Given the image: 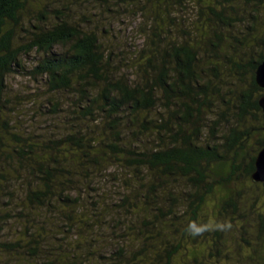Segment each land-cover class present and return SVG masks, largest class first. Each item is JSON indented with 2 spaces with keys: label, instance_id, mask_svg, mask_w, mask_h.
Here are the masks:
<instances>
[{
  "label": "trees",
  "instance_id": "obj_1",
  "mask_svg": "<svg viewBox=\"0 0 264 264\" xmlns=\"http://www.w3.org/2000/svg\"><path fill=\"white\" fill-rule=\"evenodd\" d=\"M86 5L102 15L141 14L147 46L136 79L115 67L105 25L90 31L88 16L72 19V7ZM57 46L67 49L56 53ZM33 51L43 57L27 72L23 57ZM263 62L264 0H0V127L10 126V74L46 77L50 91L76 101L71 132L62 137L30 141L7 130L15 139L7 143L0 133V185L9 205L10 183L25 189L12 208L20 220L10 210L0 215L3 225L20 222L11 237L0 226V264H91V241L111 228L135 231L137 241L104 264H173L176 243L198 245L207 236L220 256L226 234L208 229L214 211L232 228L256 219L263 234L264 183L253 178L264 149ZM6 164L9 176L1 172ZM117 164L140 172L138 186L111 203L105 220L76 219L83 205L76 193ZM134 207L141 216L126 229L121 219ZM45 212L56 218L42 222ZM263 249L256 244L253 252Z\"/></svg>",
  "mask_w": 264,
  "mask_h": 264
},
{
  "label": "rangeland",
  "instance_id": "obj_2",
  "mask_svg": "<svg viewBox=\"0 0 264 264\" xmlns=\"http://www.w3.org/2000/svg\"><path fill=\"white\" fill-rule=\"evenodd\" d=\"M35 1L37 0H31V3ZM35 6L36 4L32 5L31 9H34ZM183 7L188 11L189 15L192 16L195 13L194 5L191 2H187ZM131 13L127 14L121 9L117 12L113 9L102 15L99 14L97 6L94 5L88 7L86 5L78 10L72 7L71 13L75 14L72 19L76 22L81 21L84 18L83 15L88 16L89 22L85 25L90 31H94L96 28L100 29L104 25L107 27L106 29L109 31L108 37L104 33L102 35L103 39L106 38L105 45L110 49L112 48L115 53L113 55L115 67L123 70V73L128 75L130 80L136 79L138 76L137 65L141 61V56L145 53L143 50L147 46L146 34H143L145 31V21L141 14H136L134 11ZM66 49L64 46H57L54 51L59 53ZM42 57L43 54L36 51L23 57V65L27 69V72L31 71L40 62ZM132 76L134 77L132 78ZM6 83L8 87L6 99L9 100V104L5 116H10V120H8L10 126L5 129L4 127H0V133L6 136L7 143H13L15 140L12 135H6L7 130L30 141L37 140L40 142L53 140L71 132L70 128L74 123L72 120L73 106L76 102L72 95L68 96L70 94L52 92L49 90L46 77L34 78L26 73L10 74L6 79ZM55 101H60L57 106L58 111L54 110L56 104H53V102L55 103ZM7 168L8 164L4 168H1V172L9 176L11 175V171H8L9 169L6 170ZM139 173L117 164L108 168V171L103 172L102 176H95L90 190H79L76 193V195L83 199V205L74 211V217L79 219L89 215H96L105 220L104 216L107 213L110 214L109 211L113 209L111 203L120 202V199L129 194L130 188L138 186L137 178L141 177ZM10 185L15 190L14 199L10 201V205L7 195L4 193L7 189L0 185V215H5L10 210L14 212L17 220H20L17 213L20 210L12 208L16 206L15 199L19 195L20 197L25 195V189L22 186L23 184L18 182L14 184L10 183ZM98 200L99 202H96ZM140 203L142 204L143 201ZM97 204H99V209L95 211ZM131 210L134 211L133 215L130 214L121 219L126 229L131 228L133 226L131 222L141 216V211H138L137 208L135 209L134 207ZM258 212L264 213V199L259 206ZM47 216L51 219L56 218L54 212L49 214L45 212V215L41 217V221L43 222ZM227 219L228 217L226 220H223L218 211H214L210 216L208 228L210 231L224 229L226 234L224 239V255L217 256L215 243L209 236L202 239V243L198 245H192L188 242L187 238L182 243L180 241H178L180 243H176L179 245V249L174 257L173 264H264V249L258 251V254L253 252L256 249V244L263 245L264 247V233L259 232L258 221L255 219L245 221L242 224L237 223L232 228L227 225L230 223ZM18 224L20 222H14L13 220L12 222L5 221L4 225L1 222L0 226H3L5 237H11L13 233H16V230L19 229ZM110 230L107 229L106 231H101V233L99 231L98 241H91L92 245L96 246L88 248L85 252L89 263L104 264V262H109V258L114 257L112 255L118 250V247L127 249V246L136 244L137 235L135 231L119 228H111ZM126 232L127 234H125ZM260 236L261 239H257ZM246 239L248 241L252 240L251 242L255 245L248 246L243 241ZM176 240H179V238ZM139 241L140 238L138 239ZM88 252L91 254H88ZM97 253L101 254L103 258L101 255V257H93ZM4 257L7 258L6 256ZM5 258L2 261H5Z\"/></svg>",
  "mask_w": 264,
  "mask_h": 264
},
{
  "label": "water",
  "instance_id": "obj_3",
  "mask_svg": "<svg viewBox=\"0 0 264 264\" xmlns=\"http://www.w3.org/2000/svg\"><path fill=\"white\" fill-rule=\"evenodd\" d=\"M257 82L259 86L264 88V62L259 65L257 71ZM261 107L264 110V98L261 100ZM256 172L253 176L255 182H264V149L259 153L256 162Z\"/></svg>",
  "mask_w": 264,
  "mask_h": 264
}]
</instances>
